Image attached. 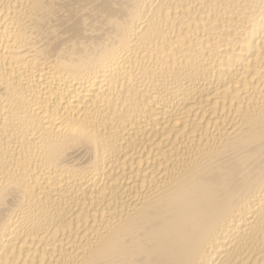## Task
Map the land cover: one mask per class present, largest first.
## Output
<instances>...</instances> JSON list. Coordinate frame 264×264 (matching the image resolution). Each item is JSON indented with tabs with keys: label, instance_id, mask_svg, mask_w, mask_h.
I'll return each mask as SVG.
<instances>
[{
	"label": "bare ground",
	"instance_id": "6f19581e",
	"mask_svg": "<svg viewBox=\"0 0 264 264\" xmlns=\"http://www.w3.org/2000/svg\"><path fill=\"white\" fill-rule=\"evenodd\" d=\"M0 264H264V0H0Z\"/></svg>",
	"mask_w": 264,
	"mask_h": 264
}]
</instances>
